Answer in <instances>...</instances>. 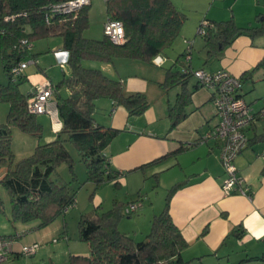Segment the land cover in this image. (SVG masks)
<instances>
[{"label": "trees", "instance_id": "trees-1", "mask_svg": "<svg viewBox=\"0 0 264 264\" xmlns=\"http://www.w3.org/2000/svg\"><path fill=\"white\" fill-rule=\"evenodd\" d=\"M65 1L68 0H0V54L8 77V82L0 85V98L9 104L7 119L0 124V169L7 168L0 177V183L10 194L11 222L38 221V228L49 226L59 216L65 215L67 208L76 204L77 191L70 183L61 184L52 179L65 163L73 171L74 159L68 144L76 148L85 163L87 181H93L97 186L107 181L118 185L120 174L110 165L105 150L120 130L96 122V101L109 98L115 104L124 106L130 116L142 115L150 105L145 93L126 94L121 80L109 77L100 68L86 66L85 62H114L123 58L155 63V58L174 44L188 19L173 0H108V17L121 20L125 27L126 41L117 44L105 33L100 39L85 37L92 0L90 5L76 13H54L52 6ZM256 18L260 26L246 28L239 27L233 16L223 21L203 19L205 24L201 21L200 25L204 26L205 33L200 35L205 40L208 53L218 52L239 34L264 33V13ZM55 36L63 37L62 49L69 54L71 69V75L55 86L62 129L55 140L38 144L32 155L15 161L12 127L18 126L25 133L41 137L43 124L37 117L39 114L29 111L30 93L21 89L27 80L25 75L15 78L12 73V68L25 59V54L18 52L14 46L23 39L33 42L34 39ZM262 66L264 58L257 68ZM191 77L190 72L168 68L166 79L161 83L167 88L182 87L175 102L168 108L172 129L190 114L188 106L192 93L188 85ZM198 85L201 84L198 82ZM63 88H67L69 94L63 95L60 91ZM261 139L264 140V134ZM165 157L161 156L142 167L156 164ZM182 184L179 182L169 189L163 210L154 216L151 230L143 240L138 241L119 230L118 221L122 213L117 201L108 211L95 216L82 215L79 237L89 244L90 253L71 255L69 264H188L182 256L188 242L170 213V200ZM3 210L4 202L0 198V213ZM16 253L14 250L12 256ZM18 254L22 255L20 250ZM254 258L264 260V254L250 259Z\"/></svg>", "mask_w": 264, "mask_h": 264}, {"label": "crops", "instance_id": "crops-1", "mask_svg": "<svg viewBox=\"0 0 264 264\" xmlns=\"http://www.w3.org/2000/svg\"><path fill=\"white\" fill-rule=\"evenodd\" d=\"M173 2L179 10L187 13L176 1ZM214 6L203 17L199 9L194 8L193 11L199 13H195L197 15L194 18L188 17L174 44L160 56L163 59L161 65L147 62L149 64L147 66L142 65L144 62L140 60L123 58H118L114 62L86 61L89 67L100 68L109 77L121 80L126 94L145 93L150 103L142 115L130 116L124 106L115 104L109 98H99L96 101L94 116L97 123L120 130L105 150L110 165L120 174L117 179L118 186L128 188L129 192L139 191L152 177L158 182L164 177L169 178L172 181L170 188L179 182L183 183L170 200V213L188 242V246L182 252L188 264H264L262 259H250L264 254V140L261 139L264 134V117H257L248 128L250 143L236 160L238 173L250 186L251 195L237 192L226 195L222 190L226 178L220 158L222 143L214 139L205 140L207 133L218 123L212 102V89L198 85L197 80L191 77L188 85L189 92L192 93L188 106L190 114L172 129L168 108L173 105L182 87L161 86L166 79L168 68L183 70L188 66L190 69H205L212 73L229 70L244 77L242 94L254 110L259 111L264 107V66L257 68L264 58V33L239 34L221 50L209 54L204 38L197 34L201 21L205 18L215 21L231 18L229 14L226 16L221 14ZM213 8L216 11H212ZM231 11L239 27L260 26V23L253 22V18L244 26L236 12ZM186 40L193 42L190 62H187L185 57ZM43 42H45L41 43L43 49L48 51V56H53L51 63L55 60L60 65L41 64L37 56L41 52V45L38 48L33 45L29 54L35 57L36 62L29 64L23 73L27 79L24 83L26 87L24 92L27 94L46 80H50L56 86L71 75L70 66H67L68 62L65 61L66 56L62 49L63 42L62 44ZM7 82L8 77L0 57V85ZM173 88H176L174 95L170 93ZM60 91L63 95L69 94L67 88ZM8 111L9 104L0 98V124L6 121ZM39 115H44L49 123L51 122L48 115ZM51 126L52 122L50 132L46 135V142L55 140L57 133L62 129L61 127L56 132ZM164 155L166 157L162 161L142 167ZM94 203L99 204V208L102 206L101 194L94 196ZM150 207L151 209L145 210V213L148 212L144 220L152 223L157 213L154 204ZM64 223L66 224V219ZM18 224L12 223L15 227L14 233L10 232L9 228L0 232L3 233L0 236H14L26 229L24 226L19 227ZM47 231L38 235L36 232L33 236L37 238H33V241L38 239L45 245L55 240V238L46 240L45 237L49 234ZM22 239L24 238L20 241ZM73 249L71 247L72 254L79 253ZM15 250L17 253L10 257L12 259L21 256L18 254L20 247H15ZM35 263L43 264L44 261L36 260Z\"/></svg>", "mask_w": 264, "mask_h": 264}, {"label": "rangeland", "instance_id": "rangeland-1", "mask_svg": "<svg viewBox=\"0 0 264 264\" xmlns=\"http://www.w3.org/2000/svg\"><path fill=\"white\" fill-rule=\"evenodd\" d=\"M176 1L179 6L185 9L189 17H196L195 13H202V17L208 14V11L212 6L215 7L217 11L226 16L229 14V17L232 16V11L236 12L237 16L240 19L241 24L244 26L249 24V20L253 22H258L256 15L260 12H264V0H173ZM185 2V3H184ZM188 2V3H187ZM198 8L199 12H194V8ZM213 8L212 11L215 10ZM215 10V11H216ZM231 13V14H230ZM223 16V15H220ZM107 10H106V0H92V5L90 6V23L88 29L85 31L84 35L87 38L100 39L104 35V23L107 19ZM237 23V22H236ZM238 25V24H237ZM239 26V25H238ZM198 30V29H197ZM198 34V33H197ZM198 36H201L198 34ZM43 41H49L53 44H62L63 37L55 36L50 38H38L34 39L32 44L38 48ZM42 48V49H41ZM34 49V48H33ZM36 50V49H35ZM40 54L37 56L40 58L41 64H47V66H52L51 64H57L55 60L54 63H51V58L53 56H48V51L43 49V45L40 46ZM32 52H34L32 50ZM54 53V51H52ZM51 52V53H52ZM1 57V54H0ZM25 59L34 60L31 64L35 63L36 59L31 54H25ZM50 59V60H49ZM141 61V60H140ZM142 65L149 66L150 63L147 61ZM146 62V63H145ZM86 65V62H85ZM36 66V65H34ZM44 66V65H43ZM67 66H69L67 64ZM89 66V65H86ZM62 73V71H61ZM194 77V76H193ZM193 77L191 79H193ZM195 78V77H194ZM24 83L21 85L22 91H25ZM65 90V89H64ZM173 90V91H172ZM170 93L175 94L176 88H173ZM65 93V92H64ZM39 121L43 123V134L41 137L25 133L18 126L12 127V148L14 153L15 161H19L23 158H26L34 152L35 148L40 143L46 142V135L50 132V124L48 119L44 115L37 116ZM7 119V118H6ZM52 127V126H51ZM68 150L70 151L74 159V168L73 171L68 164H63L58 168V171L53 174L52 179L57 180L59 183L69 182L72 189L76 190V204L74 207L65 214L59 216L49 227L38 228V221H33L29 223H19L18 226H24L28 233L23 235L21 238H24L20 241L21 238L16 242L15 247H20L33 244L35 242L43 245L38 248V252L35 255L27 256L21 255L18 258L12 259L9 258L7 261L1 264H34L36 260L44 261L43 264H69L71 255H89L90 247L89 244L79 237V220L82 215L95 216L96 213H102L110 210L114 202L117 201L121 206L120 210L122 216L118 221V228L120 231L127 232L129 235L134 237L136 240H143L146 235L150 232L152 223L150 221H145V210L151 209V205H155L156 213L159 214L162 211V206H164L165 198L168 195L169 188L172 186L170 179L164 177L161 182L156 181L153 177L146 183L145 187H142L139 191L129 192L128 188H121L118 185H115L114 182H104L100 186L93 181H87V167L85 163L81 160L76 148L72 144L67 145ZM6 167L0 169V177L6 172ZM3 174V175H2ZM171 184V185H170ZM174 184V183H173ZM102 195V206L98 208V205L94 203V195ZM0 198L4 202V210L0 213V232L11 229L10 232L15 231V227L12 225V203L8 190L5 186L0 183ZM143 202V206L139 208L137 212L131 214L126 213L127 207H129L132 202ZM152 202V203H151ZM150 207V208H148ZM66 219V224L64 220ZM4 226H6L4 228ZM48 229V231H47ZM49 233L45 237L46 240L55 238V240L45 245L42 241L38 239L33 241V235L36 233L42 234ZM3 234V233H0ZM66 236V237H64ZM20 241V243H18ZM49 242V241H48ZM73 251L79 252L77 254H72L70 251L71 247ZM18 245V246H17ZM63 249V250H62ZM36 264V263H35Z\"/></svg>", "mask_w": 264, "mask_h": 264}, {"label": "built area", "instance_id": "built-area-1", "mask_svg": "<svg viewBox=\"0 0 264 264\" xmlns=\"http://www.w3.org/2000/svg\"><path fill=\"white\" fill-rule=\"evenodd\" d=\"M108 1V0H106ZM91 0H68L52 6L54 13L72 14L79 11L86 5H90ZM201 24H205L202 21ZM104 33L117 44L126 41L124 23L121 20L107 18L104 23ZM198 34L205 33L203 25L197 30ZM186 61L190 62L192 53V40H186ZM32 42L28 39L21 40L14 46L18 52L29 54L32 49ZM65 52L68 62L69 54ZM34 61V60H33ZM32 60L24 59L12 68L15 78L24 73V70ZM63 61V63L65 62ZM155 63L161 65L163 59L159 56L155 58ZM63 65V64H62ZM184 72H190L195 79L204 87L211 88L212 102L215 107L218 123L207 133L205 140H219L221 146V163L224 167L226 178L222 184V190L226 195L237 192L242 195H251V188L246 180L239 175L236 160L238 156L248 147L249 137L247 130L255 122L257 117H264V107L255 111L253 106L245 99L242 94L243 80L240 76L233 74L229 70H220L209 72L205 69L183 68ZM29 111L34 114H46L50 117L54 131L58 132L62 127V121L59 114L58 98L55 85L46 80L41 83L28 98ZM264 159V153H263ZM143 202H132L127 207L126 212L131 214L139 210ZM70 209H66V213ZM27 231H21L16 236H0V264L7 261L15 250L16 242L20 237L27 234ZM41 245L37 242L22 246L20 252L22 255H34Z\"/></svg>", "mask_w": 264, "mask_h": 264}]
</instances>
